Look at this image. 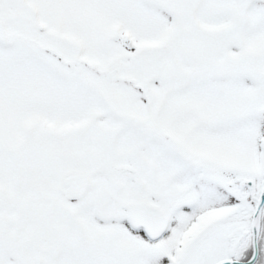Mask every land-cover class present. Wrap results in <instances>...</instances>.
<instances>
[{
  "label": "snow or ice",
  "instance_id": "1",
  "mask_svg": "<svg viewBox=\"0 0 264 264\" xmlns=\"http://www.w3.org/2000/svg\"><path fill=\"white\" fill-rule=\"evenodd\" d=\"M0 264H264V0H0Z\"/></svg>",
  "mask_w": 264,
  "mask_h": 264
}]
</instances>
